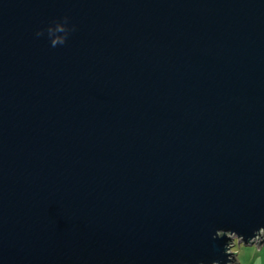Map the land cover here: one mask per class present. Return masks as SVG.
Instances as JSON below:
<instances>
[{
  "label": "water",
  "instance_id": "1",
  "mask_svg": "<svg viewBox=\"0 0 264 264\" xmlns=\"http://www.w3.org/2000/svg\"><path fill=\"white\" fill-rule=\"evenodd\" d=\"M261 224L264 0H0V264H207Z\"/></svg>",
  "mask_w": 264,
  "mask_h": 264
},
{
  "label": "clouds",
  "instance_id": "2",
  "mask_svg": "<svg viewBox=\"0 0 264 264\" xmlns=\"http://www.w3.org/2000/svg\"><path fill=\"white\" fill-rule=\"evenodd\" d=\"M48 35L51 36L52 46L57 44H63L66 41L69 28L67 26V17L64 21H56L50 24L48 29ZM55 33V35H53ZM42 33L38 32L37 35ZM215 239H224L223 244V255L227 258L226 260H211L207 264H238V253L234 250V246L239 242L243 244L251 245L254 250H264V224L252 229V233L249 236H245L243 233L237 232L233 229L218 228L214 233ZM181 264H190V261L183 260ZM196 264H206L205 260H197Z\"/></svg>",
  "mask_w": 264,
  "mask_h": 264
},
{
  "label": "rangeland",
  "instance_id": "3",
  "mask_svg": "<svg viewBox=\"0 0 264 264\" xmlns=\"http://www.w3.org/2000/svg\"><path fill=\"white\" fill-rule=\"evenodd\" d=\"M234 250H236V252L238 253V259L241 264H244L245 258H248L246 259L247 264H252V261L254 260V257H255L256 250H254L252 247H247L242 244L239 247L237 245L234 246ZM256 258L257 260H260L259 255H257Z\"/></svg>",
  "mask_w": 264,
  "mask_h": 264
},
{
  "label": "crops",
  "instance_id": "4",
  "mask_svg": "<svg viewBox=\"0 0 264 264\" xmlns=\"http://www.w3.org/2000/svg\"><path fill=\"white\" fill-rule=\"evenodd\" d=\"M247 247H251V246H247ZM257 255L260 256V260H257V258H256ZM246 259H248V258H245L244 264H247ZM238 264H241V263L238 261ZM252 264H264V250L259 251V252L256 250L255 257H254V260L252 261Z\"/></svg>",
  "mask_w": 264,
  "mask_h": 264
}]
</instances>
